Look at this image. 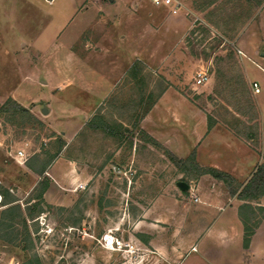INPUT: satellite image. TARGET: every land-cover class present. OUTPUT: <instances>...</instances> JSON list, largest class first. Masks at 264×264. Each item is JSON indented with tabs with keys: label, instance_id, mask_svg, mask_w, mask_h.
<instances>
[{
	"label": "rangeland",
	"instance_id": "374dc122",
	"mask_svg": "<svg viewBox=\"0 0 264 264\" xmlns=\"http://www.w3.org/2000/svg\"><path fill=\"white\" fill-rule=\"evenodd\" d=\"M180 1L182 11L173 15L150 0H0V264L248 259L239 252L233 208H202L214 200L213 185L234 198L205 173L217 169L208 163L240 185L255 169L251 161L228 166L212 134L230 132L259 147L252 83L261 86L257 98L264 103V72L238 45L255 33L264 0ZM135 63L140 71L133 78ZM201 69L210 81L198 88ZM163 89L173 93L157 103L152 120L148 113L134 127ZM9 100L28 113L3 112ZM149 127L188 157L156 141ZM59 140L66 145L47 168L41 204L35 198L42 178L29 164L55 154ZM20 150L23 162L16 159ZM79 184L85 189L76 190ZM252 206L260 223L264 198ZM256 247L255 261L256 252L244 264H264V221Z\"/></svg>",
	"mask_w": 264,
	"mask_h": 264
},
{
	"label": "crops",
	"instance_id": "0c3cea01",
	"mask_svg": "<svg viewBox=\"0 0 264 264\" xmlns=\"http://www.w3.org/2000/svg\"><path fill=\"white\" fill-rule=\"evenodd\" d=\"M263 17H264V8L262 10L261 19H260L259 23L256 25L255 33L251 34L250 37L248 36V37L241 38L239 40L238 46L242 50V53L249 58L250 62L255 64L257 67L261 68L262 71L264 72V50H262V47H264V21L262 20ZM259 56H260V58H259ZM247 75H248V73H247ZM253 82H256V81H253ZM259 87H260V93H258L255 96V102H256L257 109H258L257 115H258V138H259V141H258L259 147L256 150L258 152H262V154L257 153V151L253 150L249 144L246 145L243 142L242 143L239 142L236 138L231 136L230 132L223 134V132H220V131L216 132L215 131V132H213L212 136H215V137L218 136V138H216V139L218 140V142H220L222 144V146L225 147V148L223 147V149H225V151H227L226 153H228L227 154L228 157H226V156H222V157H225L229 161L228 166L236 165V166L240 167L241 166L239 164L240 162L251 161L252 162L251 169H249V170H253L259 164H261V162L263 160V156H264V103H262L260 101V99L257 98V96L262 94L261 86L259 85ZM171 93H173V92L170 89H167L163 93V95L160 97V99L157 101V103L159 101H162L163 99H166L169 95H171ZM107 95L108 94L104 95V97H107ZM157 103L154 105V108H152L150 110L148 117H147V121L152 118V114H153L154 109H156ZM148 131L156 141H161L163 143V145L165 147H168L169 150H171V152H173L177 157H179L181 159L188 157L186 155H179L177 153V147L176 148L172 147L171 139H169V138L164 139V137L162 138L161 136H158L156 133H154L151 130L150 127H149ZM218 132L221 133L222 136H227L228 139H230L231 143L228 140H223V139L220 140L219 138L222 136L219 135ZM205 134H206V132H205ZM201 138H202V136L199 135V137H198L199 143L203 139V138L202 139ZM235 140L241 144L235 145V143H234ZM199 143H197V146H196L198 149L201 146ZM220 143H218V145ZM215 155L216 154H214L212 159L217 161L218 158H216ZM198 157H199V155H198ZM208 164H211L212 166H214L217 169H222V167L220 165H218L215 161L208 163ZM254 170H253V172H254ZM201 187L202 186H200V188ZM209 188H210L211 193L214 194L213 195L214 200L212 201V203L211 202H205V204H207V206L205 205V207L202 208L203 211L205 213H210V210H219V209L221 210L227 206H229L230 208H233V214H234V217L236 218V222L233 220V222H234L233 224H234V226H236L235 227L236 233L240 237V238H238L240 241L239 242V247H240L239 252H241L240 254H241V256H244V258H248L246 260L244 259V261H247V262L251 261V259H252L251 256H254V253L256 252V256L252 259V261H255V259L257 257L256 239L258 237L259 227L261 226L264 219L259 223L257 229L255 230L254 235L251 237V242H250L249 247L245 248L244 247V238H245L244 226H243L240 214H239V208L241 205V204H239L240 201H238L235 198L230 199L226 196L224 197L222 194L218 193V186H216V185H213L212 187H209ZM195 250H193V251H195ZM244 261H242L241 263L244 264Z\"/></svg>",
	"mask_w": 264,
	"mask_h": 264
},
{
	"label": "trees",
	"instance_id": "16d2710c",
	"mask_svg": "<svg viewBox=\"0 0 264 264\" xmlns=\"http://www.w3.org/2000/svg\"><path fill=\"white\" fill-rule=\"evenodd\" d=\"M140 68L138 67V64H134L131 68L130 74L131 77L136 78ZM139 70V71H138ZM166 91V89H163L159 95H157L156 99L151 101L149 103V106L144 110L142 114H140L135 119V125L134 127H137L138 122H140L153 108V106L157 103V101L160 99V97L163 95V93ZM142 102V101H141ZM143 103V102H142ZM140 103V104H142ZM1 110L3 112H11L14 114H27L28 111L17 104L14 101L9 100L2 108ZM138 121V122H137ZM123 127V126H122ZM124 129V128H123ZM103 130L113 132L109 126H103ZM153 141V140H152ZM155 145H158L157 142L153 141ZM66 145L64 140H59L58 149L55 152V154H48V157L44 160L39 162L38 166H34L32 164H29L30 169H32L39 177L42 178V180L39 182V191L36 195V198L39 203L45 204L44 201V194L48 190L49 183L46 176L47 168L49 167L50 163L58 156V154L62 151L63 147ZM170 159L172 161L178 162L177 158L174 156H170ZM38 161V160H37ZM188 161L192 162L193 164L196 163L195 153L191 154V156L188 158ZM206 174L211 175L215 179L222 181L226 184L227 189L231 197L236 198L237 200L243 202L244 204L240 206L239 208V214L244 226L245 231V238H244V247L248 248L250 245V239L253 235L254 228L257 227L258 219L255 213V208L252 206V203H256L260 201L262 198H264V158L261 164H259L254 172L252 173L250 179L247 181L246 184L240 185L238 184L231 175L221 172L217 169H208L205 171ZM14 201L8 202L13 203ZM36 207H39V205H35L34 209ZM28 215L30 218L34 219V213L30 209H28ZM31 211V212H30ZM38 211V209L36 210ZM40 209L38 212H41ZM23 218V217H22ZM254 221V223H253ZM23 222L26 224L27 220L23 218ZM252 224V225H251Z\"/></svg>",
	"mask_w": 264,
	"mask_h": 264
},
{
	"label": "built area",
	"instance_id": "2783aa9c",
	"mask_svg": "<svg viewBox=\"0 0 264 264\" xmlns=\"http://www.w3.org/2000/svg\"><path fill=\"white\" fill-rule=\"evenodd\" d=\"M152 5L158 8H164L168 9L170 13L173 15L179 14L183 9V4L180 0H150ZM210 81V75L208 73V70L201 69L196 73V76L194 78V86L195 87H202L206 85ZM252 89L253 91L258 94L260 93V87L259 84L254 82L252 83ZM16 159L23 162L26 159V153L24 150H20L17 153ZM86 187L85 184H79L76 187V190L82 191Z\"/></svg>",
	"mask_w": 264,
	"mask_h": 264
},
{
	"label": "water",
	"instance_id": "95a60500",
	"mask_svg": "<svg viewBox=\"0 0 264 264\" xmlns=\"http://www.w3.org/2000/svg\"><path fill=\"white\" fill-rule=\"evenodd\" d=\"M43 112L47 114V110H43ZM178 187L183 191L189 190V186L185 183H178Z\"/></svg>",
	"mask_w": 264,
	"mask_h": 264
},
{
	"label": "bare ground",
	"instance_id": "6f19581e",
	"mask_svg": "<svg viewBox=\"0 0 264 264\" xmlns=\"http://www.w3.org/2000/svg\"><path fill=\"white\" fill-rule=\"evenodd\" d=\"M109 242V241H108ZM111 247L114 245V242L112 241V244L110 243Z\"/></svg>",
	"mask_w": 264,
	"mask_h": 264
}]
</instances>
